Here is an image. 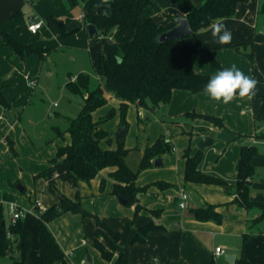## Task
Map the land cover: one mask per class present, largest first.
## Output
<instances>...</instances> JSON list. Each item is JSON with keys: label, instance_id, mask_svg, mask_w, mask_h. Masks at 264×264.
Wrapping results in <instances>:
<instances>
[{"label": "crops", "instance_id": "obj_1", "mask_svg": "<svg viewBox=\"0 0 264 264\" xmlns=\"http://www.w3.org/2000/svg\"><path fill=\"white\" fill-rule=\"evenodd\" d=\"M205 1L192 0L197 6ZM153 2L160 9L148 6L143 16H151L160 24L173 27L177 25V17L187 16V11L171 0ZM29 3H34V11L41 10L42 4L48 7L40 18L34 15L25 17L22 8ZM263 3L264 0L240 2L233 17L215 21L223 23L231 32L230 44L215 43L209 26L194 35L178 39L175 45L177 51H193V66L199 73L214 76L235 65L245 75L255 79L258 83L251 99L241 98L236 94L225 105L214 101L205 92L193 94L187 90L175 89L168 105H162L155 111L138 109V119L143 116L148 120L150 113L154 116V121L148 123L146 134L141 132L144 127L135 120L131 111L135 104H130L127 111L128 128L123 140L125 147L129 149L126 161L133 170L140 169L145 149L158 138L164 137L172 145L170 151L157 157L162 159V164L156 165L155 158L153 166L140 171L137 185L147 189L138 194V202L143 207L138 215L135 214L136 204L127 206L113 193L116 181L110 176V172L115 167L102 169L90 183H86L72 177L70 164L63 158L57 162L52 161L60 146L71 143L69 133L65 134L64 139L57 138L59 142L55 143L48 156H43L41 151L38 152L31 145L27 146L26 142L21 146L20 141L25 140V129L21 125V115L14 108H25L31 101L33 85L36 84L41 66L39 67L37 54L23 59L5 45L0 36V79L3 93L11 104L7 108L0 103V190L12 195L13 200L28 209L23 218L25 229L31 233L28 264H42L37 223L39 217L34 201L40 199L50 207L63 197L75 199L77 195H80L82 205L97 213L112 229L118 231L120 238L115 241L114 246L100 238L107 250L114 253L112 260H106L93 244L97 238L96 220L66 212L51 220L49 225L68 256L67 264H118L121 251L128 252L132 264H239L241 259L264 260V229L254 228L264 218L255 221L260 214L258 208L239 207L234 202L236 194L232 189L238 182L237 163L245 144L258 146L260 153L253 158V164L256 172L261 170L264 174V140L256 137L257 133L264 131ZM62 6L66 8L63 0H0V24L19 41L45 50L46 57L49 49L38 46L34 39L36 35H45V18L55 16L63 19L66 14L60 12ZM88 12L89 10L84 9L78 19L71 18L80 23ZM29 21H43V25L34 34L28 29ZM74 21L67 23L64 20L65 30L75 31L77 25ZM87 25L86 23V27ZM208 50L220 66L211 61ZM23 80L24 87L20 85ZM107 96V105L110 97L119 109L120 100L113 94ZM193 111L223 118L224 127L229 132L217 130L211 121L200 117L190 121L185 114ZM99 112H94L95 120L102 118V113ZM116 114L119 116L110 129L102 125L109 132L110 139V142L102 141L105 148L118 147L120 111H116L114 116ZM182 117H185V121L179 120ZM206 137H212L214 142L205 148L199 169L225 180L228 186L185 180V152L190 148L194 154L199 148V142ZM10 139L14 141L16 155L11 151ZM103 180L104 189L101 185ZM156 182L169 186H159ZM18 183L25 187L23 191L17 189ZM183 192L188 194L187 207L184 209L179 206ZM251 198L264 202V176L259 181L253 178ZM208 204L215 205L216 210L223 215L221 223L200 220L191 212L192 208ZM153 221L165 229L150 231L144 243H133L132 237L138 228ZM218 241L223 244H217ZM218 246L224 248L225 253L217 255ZM83 260L86 262L83 263ZM55 264L63 263L58 261Z\"/></svg>", "mask_w": 264, "mask_h": 264}, {"label": "trees", "instance_id": "obj_2", "mask_svg": "<svg viewBox=\"0 0 264 264\" xmlns=\"http://www.w3.org/2000/svg\"><path fill=\"white\" fill-rule=\"evenodd\" d=\"M171 1L187 11L186 17L194 35L219 19L233 17L237 12L238 4L249 0H206L199 6L192 0ZM63 2L67 9H71L80 2L83 3L84 9L89 10L85 16L86 23L96 26V32L91 39L104 37V45L98 55L95 69L98 76L97 86L92 88V78L87 72L70 75L66 83L67 89L72 94L83 98V106L76 118L66 119L68 121L66 128L54 127L56 138L64 139L65 134L69 133L71 143L60 146L52 161L57 162L63 158L70 164L72 177L86 183H90L102 169L115 167L110 172V176L116 181L113 193L120 199L126 200L127 206L136 204L135 214L138 215L143 208L138 202V194L147 189L137 185L140 171L153 166V160L170 151L172 145L164 137L158 138L153 145L145 149L140 169L133 170L126 161L129 149L125 147L123 139H118V147L115 149L105 148L101 144L103 140L110 142L109 132L102 125L112 118L116 111L111 109L99 120H95L94 112L107 105V95L113 94L120 100V129L122 127L127 129V111L130 104L155 111L160 106H166L171 102L175 89L187 90L193 94L205 92L204 88L212 75L195 70L193 51L176 50L175 45L178 39L165 42L159 40L160 35L171 26L160 24L151 16H143L148 6L152 5L160 9L153 0H63ZM262 10L264 11V3ZM47 19L50 25L58 24L60 33L63 35L74 32L65 30V22L55 16H49ZM0 36L3 43L23 59L32 54H37L41 59L45 58L43 49L34 48L31 44L19 41L1 24ZM207 52L211 61L220 66L211 51ZM0 103L7 108L11 107L3 93L1 79ZM185 116L209 120L216 127L225 126L223 118L218 116L195 111ZM256 137L264 140V131L257 133ZM212 142H214L212 137H206L199 142V148L194 154L190 148L186 150V182L228 186L225 180L206 174L199 169L204 150ZM9 144L11 151L16 155L17 151L12 139L9 140ZM259 153L256 144L243 145L237 163L238 182L232 187L236 194L234 202L239 207L259 209L260 214L255 221L264 218V202L251 198L252 181L256 174L253 158ZM155 184L169 186L163 182ZM101 185L104 189L105 180ZM4 197L13 200V196L8 193H4ZM66 212L93 217L96 220L97 238L93 244L104 259L112 260L114 253L107 250L100 238L114 246L115 241L120 238V233L112 229L97 213L87 210L81 203L80 195H77L75 199L63 197L59 202L48 207L45 212L40 213L37 223L42 264H55L58 261L67 264L68 256L49 227L51 220ZM191 212L200 220H214L218 223L223 221V215L216 210L215 205L208 204L205 207L192 208ZM164 229V226L154 221L148 223L138 228L132 237V242L144 243L150 231ZM30 237L31 233L24 227V220L7 223L5 208L0 206V258L12 256L13 264H28ZM13 250H17L19 255H11ZM117 263L132 264L128 252L121 251ZM239 264H264V260L241 259Z\"/></svg>", "mask_w": 264, "mask_h": 264}, {"label": "rangeland", "instance_id": "obj_3", "mask_svg": "<svg viewBox=\"0 0 264 264\" xmlns=\"http://www.w3.org/2000/svg\"><path fill=\"white\" fill-rule=\"evenodd\" d=\"M38 1L39 0H36V2ZM34 6V3H29V5L25 4L24 8H22L25 17L34 15L40 18L48 7L46 4H42L41 10L38 9L37 11H34L32 8ZM60 12L66 14L63 16V19H60L61 21L65 20L66 22H72L78 19L79 15L84 13L83 3L80 2L71 9L62 6ZM74 22L77 25L75 31L63 35L60 33L58 24L50 25L48 19L45 18V35H36L34 42H37L35 44H39L38 46L40 47L48 48L49 53L44 59H41L38 56L40 61L39 67L41 66V68L37 74L38 79L36 84L33 85L34 89L32 90L31 101L25 106V108H14V111L21 115V125L25 129V140L20 141L22 144L21 146L26 142L27 146L31 145L33 149L35 148L38 152L41 151L43 156H48L49 153H51V150L54 149L55 143L59 142L56 138L54 127L58 126L62 129L66 128L68 125L66 119L76 118L81 112L83 98L72 94L66 87L70 75L87 72L92 78V88L96 87L98 84V76L95 69L98 55L103 48V37L99 36L94 39L89 37L84 17L81 19L80 23H77L76 21ZM43 52H45V50ZM20 85L23 87L25 86L24 80L20 82ZM109 99V105L98 109V111L102 113V117L106 116L109 112L108 110L111 108H116V111H119L118 105L114 104L115 102L111 100L110 97ZM138 109H142V111L146 110H144L145 108H139L136 104L132 106L131 109L133 115H135V120L141 124V127L142 125L144 127L141 129V132L146 134L148 132V123L154 121V116L150 113L148 114V120L143 116L138 119ZM117 116L119 115L116 114V116L106 120L103 125L110 129L112 125L116 123ZM184 118L182 117V119L179 120L185 121ZM189 119L190 121L192 120V118ZM123 128L124 127H122L117 134V137L120 139H123V137H120ZM216 129L223 132H229L227 127H217ZM263 176V172L258 170L254 176V180H262ZM25 181L29 187L27 179H25ZM5 215L7 223H9L10 216L6 209ZM254 228L264 229V221L260 222ZM217 244L223 243L222 241H218ZM17 253V250H13L11 255L18 256L19 254ZM13 263L14 260L12 256L0 258V264Z\"/></svg>", "mask_w": 264, "mask_h": 264}, {"label": "clouds", "instance_id": "obj_4", "mask_svg": "<svg viewBox=\"0 0 264 264\" xmlns=\"http://www.w3.org/2000/svg\"><path fill=\"white\" fill-rule=\"evenodd\" d=\"M215 43L227 45L231 43L232 34L223 23L213 22L210 26ZM257 81L245 75L235 65L212 76L204 91L214 101L229 104L238 94L241 98L251 99L256 92Z\"/></svg>", "mask_w": 264, "mask_h": 264}, {"label": "built area", "instance_id": "obj_5", "mask_svg": "<svg viewBox=\"0 0 264 264\" xmlns=\"http://www.w3.org/2000/svg\"><path fill=\"white\" fill-rule=\"evenodd\" d=\"M104 1H110V0H104ZM43 21H29L28 29L32 33H37L39 29L42 27ZM34 84V81L32 82ZM142 114V112H140ZM187 199L188 194L186 192L181 193V201L179 203L180 208H186L187 207ZM0 206H4L6 210L9 212L10 216V223H16L19 219H23L26 216V213L28 209L23 207L17 200H9L4 197V193L0 190ZM34 208L36 210V214L40 215V213H43L47 210V206L43 203L42 200L36 199L34 201ZM225 253V249L221 246H218L216 248V254L220 255ZM86 260H83V263H85Z\"/></svg>", "mask_w": 264, "mask_h": 264}, {"label": "water", "instance_id": "obj_6", "mask_svg": "<svg viewBox=\"0 0 264 264\" xmlns=\"http://www.w3.org/2000/svg\"><path fill=\"white\" fill-rule=\"evenodd\" d=\"M176 22H177V25L171 27L170 29H168L167 31L163 32L160 35L159 40L161 42H165L171 39H180L188 35H193V30L191 29L189 21L186 16L177 17ZM87 28H88L90 37H93L96 32V26L92 23H89L87 25ZM125 131H126V128L124 127L121 131L120 137H125ZM155 164L156 165L162 164V159L157 158L155 161ZM16 187L20 191H23L25 188L21 183H18ZM120 200L123 204L126 203V200H123V199H120ZM227 259L230 260L229 257H227Z\"/></svg>", "mask_w": 264, "mask_h": 264}]
</instances>
